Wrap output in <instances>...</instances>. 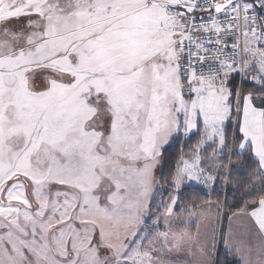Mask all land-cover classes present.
<instances>
[{"label":"snow or ice","instance_id":"6c2138e0","mask_svg":"<svg viewBox=\"0 0 264 264\" xmlns=\"http://www.w3.org/2000/svg\"><path fill=\"white\" fill-rule=\"evenodd\" d=\"M257 4L264 12V0H0L9 37L0 41V264H108L93 245L97 229L112 264H155L159 249L143 247L150 234L137 235L148 223L153 170L170 136L201 123L193 158L177 167V191L215 181L199 149L211 141L224 151L234 118L238 147L251 150L264 181V106L234 83L239 75L264 95ZM201 12L208 16L197 20ZM33 16L22 42L8 30ZM237 33L243 42L227 39ZM37 69L58 77L42 92L30 86ZM101 101L111 115L106 134L91 123ZM252 203L248 215L264 234V195Z\"/></svg>","mask_w":264,"mask_h":264},{"label":"rangeland","instance_id":"374dc122","mask_svg":"<svg viewBox=\"0 0 264 264\" xmlns=\"http://www.w3.org/2000/svg\"><path fill=\"white\" fill-rule=\"evenodd\" d=\"M59 2L64 5L68 3L69 0H59ZM34 19H36L35 16L22 17L19 20L10 22L7 28L12 33L22 34V42L23 36H26L28 32L33 30L28 27V22ZM4 30V26L0 25V41L9 39V37L4 36ZM49 78L58 77L55 73L47 69L35 70L30 74L31 89L35 92L47 90L49 87ZM67 79L68 78L65 77L63 82H67ZM255 86L260 88L259 85ZM254 104L257 107L264 106V97L254 98ZM95 107L97 108V113L93 117L91 123L97 131L106 134L111 122V115L107 111V105L101 101V103L95 105ZM236 123L234 118V127H236ZM227 124L228 122L225 124L224 131L226 130ZM178 134L179 133H174L170 136L168 142L163 146L161 155L158 158V163L153 170L154 179L150 202L148 211L145 212L143 216V220L148 223L146 226L142 225L144 231H137L138 236H143L145 232L150 234L148 238L143 241L144 249H148L149 247L159 249V251L153 252V256L156 257L155 264H217L220 252L235 254L239 264H251V256L255 252H260V241L255 237L254 230H256V228L248 213L236 214L225 221L223 209L216 205L209 204L198 210H189L178 218L174 213L176 203L173 206L172 214L168 215L166 209L171 204V198L175 196L178 202L179 193L184 188L197 187L211 194L215 182L218 179H222V181L227 184L226 177L229 175V168H224L219 164L221 155L226 151V146L225 150L221 151L218 143L211 141L206 142L199 149L200 161L202 162V152L212 147L215 151V155L213 151L210 158L214 162V165L209 170H203L205 173L215 176V181L207 186L203 183L186 181L181 184L178 191L174 188L173 193L168 196L165 195V188H161L159 184L162 169V151L171 143L173 137ZM181 134L184 139L190 137V135ZM231 155L232 154H230V156ZM9 184H11V181ZM46 191L49 192L50 198L55 199L54 193L57 191V186L52 185L49 189H46ZM27 195L28 198L33 201V206L35 207V200L31 188H28ZM103 197L104 193L101 192L102 202ZM60 199L62 200L63 197ZM4 203L6 204L7 201L5 200ZM13 203L15 204L16 202ZM76 226L79 227L78 224ZM57 227H62V225ZM4 231L6 230L0 228V232ZM134 239L131 233L123 239V242L127 245L125 251L134 246L129 243ZM162 240H166V243H160ZM135 243L138 244L141 243V241H135ZM93 245L96 246L100 259L107 260L108 264H112L114 257L110 249L100 244L99 229H97L94 234ZM71 258L72 253L71 250H69L68 259ZM29 259L31 260L33 258L29 256ZM57 259L62 258L57 257Z\"/></svg>","mask_w":264,"mask_h":264},{"label":"trees","instance_id":"16d2710c","mask_svg":"<svg viewBox=\"0 0 264 264\" xmlns=\"http://www.w3.org/2000/svg\"><path fill=\"white\" fill-rule=\"evenodd\" d=\"M234 83L242 89L244 95L252 93L254 98L264 97L261 94V88L247 82L242 83L239 76H235ZM203 134L202 125L196 134L187 139L179 133L163 149L159 184L161 188H165V195L168 196L174 192L173 179L177 167L182 159L191 160L193 158V150L200 145ZM225 136L226 151L221 155L219 164L224 168H229V175L226 177L227 184L222 179H218L211 194L197 187L184 188L180 191L179 200L174 208V213L178 218L189 210H198L203 206L213 204L223 209L224 219L227 221L236 214L248 213L255 206L252 201L264 195V181L258 179V163L250 149L243 153L240 152L233 121L227 124ZM213 151V148L209 147L202 152L201 167L205 170H209L214 165L210 158ZM217 264H239V262L235 254L220 252Z\"/></svg>","mask_w":264,"mask_h":264},{"label":"crops","instance_id":"0c3cea01","mask_svg":"<svg viewBox=\"0 0 264 264\" xmlns=\"http://www.w3.org/2000/svg\"><path fill=\"white\" fill-rule=\"evenodd\" d=\"M249 2H251V0H249ZM250 72H253V73H255V70L254 69H252V70H250ZM201 125H202V123H201ZM197 130L198 129H195V130H193V132L192 133H189L188 135H193V134H195L196 132H197ZM180 133H183V131H181ZM184 134V133H183ZM166 148V147H165ZM241 151V150H240ZM246 151V150H245ZM244 151V152H245ZM255 158V157H254ZM256 159V158H255ZM251 218V217H250ZM251 220H252V223H253V225H254V227L256 228V230H254L255 231V237H256V239H259V241H260V252H258V253H254L252 256H251V264H260V262H261V260H264V234H261L260 232H259V229H258V226L255 224V222H254V220L251 218Z\"/></svg>","mask_w":264,"mask_h":264},{"label":"built area","instance_id":"2783aa9c","mask_svg":"<svg viewBox=\"0 0 264 264\" xmlns=\"http://www.w3.org/2000/svg\"><path fill=\"white\" fill-rule=\"evenodd\" d=\"M201 2H204V0H201ZM240 2L242 3L243 0H240ZM251 2H253V0H251ZM255 13L259 16V15H262L264 14V12H262V10L259 8L258 4L256 6V8L254 9ZM221 15V18H223V14H220ZM200 16H204V17H207L208 16V13L207 12H201V13H198L197 14V20H199ZM230 42L233 41V40H236V39H239L241 42H243V37L237 33L236 36H232V37H228L227 38ZM226 51H230V49L226 50ZM236 76H239V75H236ZM240 77V76H239ZM241 79V77H240ZM242 82V81H241ZM247 83H252L251 80H249Z\"/></svg>","mask_w":264,"mask_h":264}]
</instances>
